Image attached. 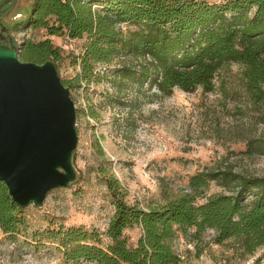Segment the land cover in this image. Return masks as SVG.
Wrapping results in <instances>:
<instances>
[{
	"label": "trees",
	"instance_id": "obj_1",
	"mask_svg": "<svg viewBox=\"0 0 264 264\" xmlns=\"http://www.w3.org/2000/svg\"><path fill=\"white\" fill-rule=\"evenodd\" d=\"M20 25L47 32L43 39L22 41L23 59L55 62L60 48H69L62 42L65 35L74 42L83 39L73 56L79 71L62 81L69 88L81 86L82 80L105 79L111 87L104 91L107 102L129 106L125 120L131 124V108L145 87L162 95L174 87L208 91L231 62L240 64L251 98L264 100V0H31ZM49 36L60 37L58 45ZM98 64L104 65L102 71ZM210 180L231 190L197 201ZM188 182L191 192L144 207L128 202L117 177L109 173L105 184L114 210L105 229L58 222L31 235L54 244L66 261L95 264H178L171 240L189 229L196 234L212 228L217 242L236 237L247 253L264 246V174L209 167L191 174ZM23 209L0 179L3 232H25ZM132 226L140 228L135 243L124 232Z\"/></svg>",
	"mask_w": 264,
	"mask_h": 264
},
{
	"label": "rangeland",
	"instance_id": "obj_2",
	"mask_svg": "<svg viewBox=\"0 0 264 264\" xmlns=\"http://www.w3.org/2000/svg\"><path fill=\"white\" fill-rule=\"evenodd\" d=\"M7 1L6 11L0 12V26L9 27L7 37L21 30L29 33L25 39L47 36L45 28L20 25L31 0ZM50 39L55 45L61 40ZM72 43V48H60L61 58L54 62L64 80L79 71L73 56L81 51L83 39ZM103 69V64L97 65L98 71ZM84 82L69 87L76 111L75 178L50 189L41 205L31 202L24 206L25 232L11 236L0 228V264H95L66 261L54 244L40 242L31 232L58 222L105 229L114 210L105 184L109 173L117 177L128 202L144 207L191 192L189 176L203 168L264 174V100L251 98L239 63L224 65L208 91L174 87L170 94L162 95L145 87L131 108L132 124L125 120L129 106L107 102L104 91L111 90L109 82L97 78ZM230 190L210 180L197 201L209 193ZM124 232L135 243L140 228L127 227ZM214 234L212 228L196 234L193 229L178 232L171 240L180 257L178 264H264V246L247 253L238 238L217 242Z\"/></svg>",
	"mask_w": 264,
	"mask_h": 264
},
{
	"label": "water",
	"instance_id": "obj_3",
	"mask_svg": "<svg viewBox=\"0 0 264 264\" xmlns=\"http://www.w3.org/2000/svg\"><path fill=\"white\" fill-rule=\"evenodd\" d=\"M75 113L52 59H21L0 44V179L18 205H41L75 178Z\"/></svg>",
	"mask_w": 264,
	"mask_h": 264
},
{
	"label": "flooded vegetation",
	"instance_id": "obj_4",
	"mask_svg": "<svg viewBox=\"0 0 264 264\" xmlns=\"http://www.w3.org/2000/svg\"><path fill=\"white\" fill-rule=\"evenodd\" d=\"M8 5H9V1L2 0V2L0 3V12L6 11V8ZM8 29H9V27H7L5 25L0 26V44H2L4 46L15 48L14 42H13V37L12 36L7 37L5 34L8 31Z\"/></svg>",
	"mask_w": 264,
	"mask_h": 264
},
{
	"label": "built area",
	"instance_id": "obj_5",
	"mask_svg": "<svg viewBox=\"0 0 264 264\" xmlns=\"http://www.w3.org/2000/svg\"><path fill=\"white\" fill-rule=\"evenodd\" d=\"M28 35L29 33L26 30H21L19 31L18 35L13 36L14 46L18 53L21 49L22 41H24L25 37ZM62 42L71 48L73 47V40L68 35H65Z\"/></svg>",
	"mask_w": 264,
	"mask_h": 264
}]
</instances>
